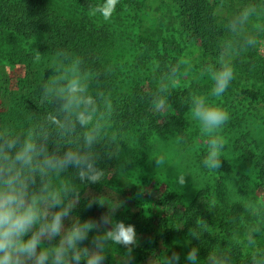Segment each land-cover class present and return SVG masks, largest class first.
<instances>
[{
  "label": "trees",
  "instance_id": "obj_1",
  "mask_svg": "<svg viewBox=\"0 0 264 264\" xmlns=\"http://www.w3.org/2000/svg\"><path fill=\"white\" fill-rule=\"evenodd\" d=\"M95 1L71 0L69 10L74 11V14H70L62 0H0V64L7 61L22 70V76L17 78L14 85L16 92L10 93L9 109L0 108V129L9 127L15 132H23L54 111L52 103H41V86L48 79L49 72L42 64L40 66V61H34L35 51H27L23 42L38 40V47L45 53L47 60L54 59L55 54L61 51L72 58H79L81 69L91 75L94 94L101 91L112 102V112L108 116L110 132L102 143L107 146L106 150L119 151L116 159L109 160L105 157L99 162L105 169L106 178L119 163L123 144L121 138L124 136L133 134L135 138H142L152 134L176 135L179 145L185 148L188 140L185 124H188L189 98L192 93L189 90H169L162 93L167 106L163 110H156L153 97L157 92L158 82L163 75L169 73L170 67L167 64L173 60L169 59L173 57L169 49H178L179 44L165 39L161 34L155 37L156 32H149L144 36L140 31L139 16H136L140 0H119V8L116 9L118 15L111 19L109 29L96 27L95 20L88 15L89 8L96 6ZM168 2L174 9L179 37L210 61H217L221 42L233 38L227 28L228 21L233 16L248 5H256L258 10L264 9V0ZM255 18L257 16L251 17L245 26L244 35L256 36L258 44L234 55L231 62L237 64L247 78V83L239 87V95L249 103L263 108L264 55L260 47L264 41V31H258L254 27ZM260 18L264 25V15ZM123 24H126V29L121 32L119 28ZM115 34H120V38L127 42L132 41L137 47V65L141 67L139 77L142 78L124 95L116 87L119 80L113 76V70L108 66L105 56V49ZM158 40L163 44V51ZM170 44L173 48L168 47ZM171 112L176 115L173 116ZM113 134L116 136L114 143L111 141ZM147 146L149 149L154 144ZM255 163L260 179L264 180V165L257 160ZM194 167L201 172L202 180L206 183L190 203H182L179 197L169 191L140 192L135 196L138 198L137 204L154 214L151 222L144 214H132L127 209L114 217L126 225H134L137 236H149L150 243H153L152 246L149 245L151 248L137 244L132 255H140L148 250V257L143 261H146L145 264H164L167 255L170 256L175 251L180 256L178 264H188V251L197 247L200 264H207V256L212 252L228 255L231 264H251V256L257 249L264 252V209L259 208V215L245 210V199L235 191L231 185L232 180L225 178L222 173V170L228 171L223 160L220 169L209 172L203 160L196 157ZM72 171L69 169V173ZM77 184L84 198L74 215L86 220L95 218L97 213H103L104 208L97 205L87 208L85 205L87 193L105 194V180L100 184L84 185L78 181ZM153 209H161V215H156ZM249 224H259L261 227V231L255 236L256 248L244 247L245 244L248 245L245 233ZM189 229L195 230L199 239L191 237ZM92 235L93 233L89 234L90 238ZM160 240L165 248L153 254ZM122 250L125 253L123 246ZM104 264H109L107 258Z\"/></svg>",
  "mask_w": 264,
  "mask_h": 264
},
{
  "label": "clouds",
  "instance_id": "obj_2",
  "mask_svg": "<svg viewBox=\"0 0 264 264\" xmlns=\"http://www.w3.org/2000/svg\"><path fill=\"white\" fill-rule=\"evenodd\" d=\"M118 3L119 0H104L90 7L88 15L108 22ZM261 15L264 9L248 5L228 21L233 38L221 42L216 61L219 67L210 64L204 69L214 82L211 97L221 98L234 79L231 58L258 44L256 36L244 32L251 17ZM254 27L264 31V25ZM41 55L35 50L34 61L39 62ZM49 69L52 75L41 86V103H52L54 111L23 132L9 127L0 129V264H104L110 244L126 249L117 264H131L133 248L138 243L135 226L114 218L123 201L109 202L105 195L87 193V208L106 206L107 211L98 219L81 220L74 215L84 198L77 181L84 185L100 184L106 172L99 162L118 156V149L106 150L102 143L110 127L112 102L101 91L92 93L91 75L81 69L79 58L57 52ZM176 71L173 67L160 78L153 97L156 110L166 108V99L161 94L175 83ZM189 99L192 118L209 137L203 164L209 170L220 169L226 144L220 132L230 115L205 95L192 93ZM111 141H116L115 134ZM162 163L163 158L156 160L157 165ZM69 169L73 171L69 173ZM185 177L181 173L176 183L184 186ZM243 206L253 215L260 214L253 201L244 200ZM260 231L259 224L246 226L248 246L256 248L255 236ZM189 234L199 239L195 230L189 229ZM198 252L197 247L188 251V264H200ZM179 260V253L173 251L164 264H178ZM207 264H231V259L212 252L207 256ZM251 264H264V252L257 249L251 256Z\"/></svg>",
  "mask_w": 264,
  "mask_h": 264
},
{
  "label": "rangeland",
  "instance_id": "obj_3",
  "mask_svg": "<svg viewBox=\"0 0 264 264\" xmlns=\"http://www.w3.org/2000/svg\"><path fill=\"white\" fill-rule=\"evenodd\" d=\"M70 1L62 0L68 13L70 11ZM139 3V23L140 31L146 34L156 32L155 37L161 34L165 39L175 41L179 44L178 49H169L173 59L168 62L170 70L175 67V83L170 86V90H189L191 93L205 95L210 102L218 104L228 111L230 119L223 126L220 135L226 140L222 150L221 160H223L228 171L222 173L225 178L231 179L235 191L245 200L253 201L258 208L264 209V180L260 179V172L256 168V160L264 165V107H257L244 100L239 95V87L247 83L245 73L237 64L232 63L234 68V79L231 81L228 89L219 99L210 96L214 82L210 74L204 69L208 65H216V61L203 58L197 53L190 44L183 41L178 34L177 24L175 22L174 9L170 6L168 0H140ZM104 0H96V5L103 3ZM119 4V3H118ZM117 4L116 9L119 8ZM138 6V5H137ZM75 10L79 12L76 8ZM80 13V12H79ZM118 13H113L111 19H115ZM261 17V16H260ZM254 19V25L261 24L262 18ZM95 20V26L103 29H109L112 23L111 19L105 22L101 17H92ZM126 29V24L119 28L121 32ZM112 33V32H111ZM151 34V35H152ZM146 39V38H145ZM156 41L157 39L154 38ZM38 40L23 42L25 48L30 53L37 50L41 55V64L52 75V69H49L52 60H47L45 53L37 44ZM149 41V40H148ZM159 47L164 50L160 40ZM173 48V45H168ZM107 64L113 70V76L119 80L116 84L117 89L122 94H127L138 83L141 75L140 68L137 65L138 49L132 43L120 38V34H115L113 40L105 49ZM261 53L264 55V41L261 42ZM187 60L188 63H184ZM145 67H142V69ZM22 70L19 67L5 61L0 64V108L9 109L11 100L10 93L15 91L17 78L22 76ZM170 72V71H169ZM90 90L94 94V87L90 82ZM16 92V91H15ZM173 116L176 114L171 112ZM188 124L185 127L188 132L187 146L181 147L176 135H157L152 134L146 137H134L133 134L121 138L122 152L117 166L109 177L104 180L107 183L105 196L109 202L123 201V206L115 214V217L123 209L130 210L132 214H144L149 222L154 214L147 212L142 205L137 204V194L140 192L155 193L157 191H169L180 198L182 203H190L199 192L200 188L205 186V180H202L201 172L194 167L195 158L204 160L208 151L209 137L200 130L199 122L192 118L191 113L187 114ZM110 132L107 129V133ZM148 144H154V147L148 149ZM124 145V147H123ZM147 146V147H146ZM253 157L257 159H253ZM163 158V163L156 164V160ZM209 172H211L209 170ZM186 175V183L180 186L176 183L178 175ZM218 177L220 175L218 174ZM235 184V185H234ZM136 196V197H135ZM107 207H104V212ZM156 215H161V209H153ZM102 213H97L98 219ZM145 235H138V243L145 247L151 245ZM155 254L158 250L165 248V244L160 240ZM249 248L248 245H244ZM151 248V247H149ZM154 249V248H153ZM140 255L135 253L132 260L133 264H145L146 253ZM124 256L122 246L110 244L106 249V258L109 264H117L120 257ZM152 256V255H151Z\"/></svg>",
  "mask_w": 264,
  "mask_h": 264
}]
</instances>
